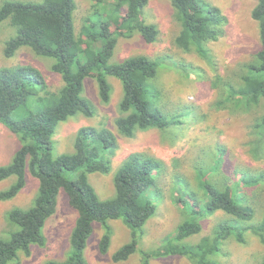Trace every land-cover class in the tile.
Here are the masks:
<instances>
[{"label":"trees","instance_id":"obj_1","mask_svg":"<svg viewBox=\"0 0 264 264\" xmlns=\"http://www.w3.org/2000/svg\"><path fill=\"white\" fill-rule=\"evenodd\" d=\"M91 1L90 15L98 13L100 7L107 8L106 0ZM111 1L109 14L126 9L124 24L109 31L106 20L93 22L87 16L80 28L84 39L82 49L78 48L81 39L77 38L74 27V0H7L0 6V23L7 22L13 29V35L3 43V55L12 57L18 49L26 47L38 56L52 58L51 69L63 81L62 87L54 92L47 89L42 73L32 65L0 69V123L19 141L11 160L0 165V181L15 177L8 187L0 190V200H10L23 189L27 172L37 180L36 193L29 206L6 212L10 229L8 238L0 239V264L18 261L21 253L30 254L32 246L45 244L42 228L56 210L59 190L64 191L68 205L76 212L69 236L70 253L65 260H47L43 264H88L83 251L94 223H99L102 229L98 251L105 254L111 233L108 220L118 217L130 227L131 239L110 257L113 262L125 261L137 249L141 227L155 213L156 205L145 194L154 185L153 169L160 163L149 155L134 152L127 156L113 177L111 198L99 199L89 182L87 174H103L108 170L100 149L116 144V136L110 130L80 129L75 134L71 153L53 156L50 152L59 123L77 113L87 117L94 114L93 106L82 95L83 79L90 75L95 77L103 101H108L110 94L105 76L111 75L120 81V113L114 120L119 135L132 138L136 128L164 129L171 123L156 105V88L148 83L158 66L155 57L135 55L119 63H108L118 37L128 38L138 32L145 42L156 41V27L142 17V8L148 0ZM169 2L181 23L175 37L177 47L190 50L194 42L215 38L216 26L220 23L216 8H201L197 0ZM250 15L258 25L259 47L250 60L239 65L238 81L225 82L222 94L228 102H239L241 111L255 113L247 151L252 158L260 159L264 157V0H257ZM67 172H75V176L69 177ZM263 184L264 170L243 172L227 187L201 180L198 208L187 198L193 192L184 194L179 186L175 200L182 220L160 245L142 251L138 264H151L152 259L169 254L183 255L192 264H217L212 256L222 242L233 238L245 243L246 231L264 245V219L255 222V209L245 191ZM240 187L244 189L241 191ZM217 210L229 215L230 221L218 222L198 241L189 242L202 229V215ZM13 226L17 229L13 230ZM259 264H264V255Z\"/></svg>","mask_w":264,"mask_h":264},{"label":"rangeland","instance_id":"obj_2","mask_svg":"<svg viewBox=\"0 0 264 264\" xmlns=\"http://www.w3.org/2000/svg\"><path fill=\"white\" fill-rule=\"evenodd\" d=\"M4 1L7 0H0V6ZM197 1L201 8H216L218 15L220 14L215 38L199 40L194 42V47L190 50H182L175 44L181 23L169 0H148L142 8V17L156 27V41L147 43L138 32L128 38L118 37L113 54L108 60V63H119L135 55L157 59L155 76L148 83L156 88L157 107L171 121L168 127L144 130L136 128L132 138L119 135L114 120L120 113V81L111 75L105 76L110 94L108 101H103L99 96L96 79L90 75L83 79L82 95L93 106L94 114L87 117L77 113L55 128L50 149L53 156L71 153L75 134L86 127L106 128L116 136L115 145L100 149L101 159L108 166L107 172L87 174L99 199L114 196L113 177L129 154L144 153L160 163L159 167L157 165L153 169L154 185L145 194L156 205L155 213L141 227L136 251L125 261L113 262L111 254L130 241L131 229L122 217L108 220L110 243L107 252L101 254L97 246L102 229L99 223H94L83 251L88 264H138L140 253L160 245L182 220L175 200L176 188L179 186L184 194L193 192L194 195L190 194L187 198L198 208L202 192L198 183L201 180L218 187H227L243 172L256 173L264 170V157L254 159L247 151L250 125L255 113L241 111L239 102H228L222 94L225 82L228 79L238 81L239 65L250 60L259 47L258 25L250 15L257 0ZM74 2L75 33L81 39L79 49L83 48L84 41L80 28L87 16L93 22L106 20L109 31L124 24L126 9L123 7L119 13L109 14L111 0L105 1L107 8L100 7L98 13L93 15H90L91 0ZM12 30L7 22L0 23V69L32 65L42 73L47 89L58 91L63 81L51 69L52 58L38 56L26 47L18 49L12 57L3 55V43L13 35ZM223 92L226 96V90ZM18 146L17 137L0 123V165L11 160ZM66 175L73 177L75 172H67ZM26 176L25 186L14 198L0 200V239H7L9 236L6 212L15 207L27 208L36 193L37 180L28 172ZM14 179V176H10L0 181V190L8 187ZM243 189L240 187L241 191ZM245 191L255 209V222L263 220L264 184ZM75 218L76 212L68 205L66 194L59 190L56 210L46 219L42 228L45 244L32 246L29 255L21 253L18 261L10 264H43L47 260H65L70 253L69 236ZM230 219L229 215L220 210L202 215L201 231L188 241H198L218 222ZM12 229L17 227L13 226ZM243 235L245 243L229 238L222 242L212 259L217 264H259L264 255V245L249 231ZM151 264L192 263L183 255L169 254L152 259Z\"/></svg>","mask_w":264,"mask_h":264}]
</instances>
